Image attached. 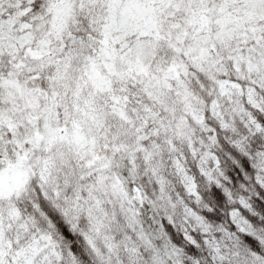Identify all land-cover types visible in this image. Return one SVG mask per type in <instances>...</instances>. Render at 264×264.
I'll return each instance as SVG.
<instances>
[{
  "label": "snow or ice",
  "instance_id": "1",
  "mask_svg": "<svg viewBox=\"0 0 264 264\" xmlns=\"http://www.w3.org/2000/svg\"><path fill=\"white\" fill-rule=\"evenodd\" d=\"M0 264H264V0H0Z\"/></svg>",
  "mask_w": 264,
  "mask_h": 264
}]
</instances>
